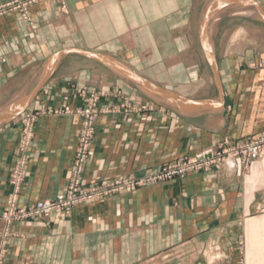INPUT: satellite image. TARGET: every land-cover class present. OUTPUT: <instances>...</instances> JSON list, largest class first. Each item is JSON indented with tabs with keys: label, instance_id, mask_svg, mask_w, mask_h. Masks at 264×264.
Instances as JSON below:
<instances>
[{
	"label": "crops",
	"instance_id": "obj_1",
	"mask_svg": "<svg viewBox=\"0 0 264 264\" xmlns=\"http://www.w3.org/2000/svg\"><path fill=\"white\" fill-rule=\"evenodd\" d=\"M63 3L39 1L29 20L18 12L0 17V211L13 189L26 112L63 103L74 110L38 117L18 204L54 197L65 186L82 89L100 93L101 105H147L98 117L87 182L143 177L219 138L233 143L264 129V0ZM192 69L209 70L211 84L202 87L213 84L216 92L179 91ZM138 78L179 97H161ZM235 165L149 183L68 215L15 222L3 264H264V209H257L264 190ZM2 233L0 219V248Z\"/></svg>",
	"mask_w": 264,
	"mask_h": 264
},
{
	"label": "built area",
	"instance_id": "obj_2",
	"mask_svg": "<svg viewBox=\"0 0 264 264\" xmlns=\"http://www.w3.org/2000/svg\"><path fill=\"white\" fill-rule=\"evenodd\" d=\"M39 1L42 0H0V17L10 12H18L24 19L29 20V7ZM59 1L64 5L63 0ZM100 97V93L91 91L88 94L87 105L83 109L77 110L83 117V125L77 136L75 154L65 186L54 197H46L28 204H18V193L23 169L26 165L27 156L25 151L31 143L33 128L38 117L45 113H58L61 111L67 113L71 112L72 109L68 106H64L63 109L55 107L39 108L26 112L20 117L21 137L19 144L21 154L15 160L10 174V183L13 189L7 195L6 204L0 211V219L3 222L0 264H3L9 238L13 235L11 225L15 222L29 218H44L56 212L68 215L78 206L129 191L147 183L182 180L187 175L204 172L213 166L229 161H232L234 165L238 160L246 164L257 159L264 149V130L233 143H230L225 136L200 148L193 155H181L173 161L164 162L156 171L143 177L122 175L87 182L83 177V171L93 138V126L98 114L96 104ZM102 110L108 111L110 109L104 107Z\"/></svg>",
	"mask_w": 264,
	"mask_h": 264
},
{
	"label": "rangeland",
	"instance_id": "obj_3",
	"mask_svg": "<svg viewBox=\"0 0 264 264\" xmlns=\"http://www.w3.org/2000/svg\"><path fill=\"white\" fill-rule=\"evenodd\" d=\"M258 64L261 65V66H264V62H262V61L260 63H258ZM195 70L196 69L190 70V73L188 74L187 77L190 76L193 79L188 81L189 84L181 85L180 87H178L179 88V91L184 92V93H187L189 95H200V94L204 95V94L215 93L216 92V88H215V86L213 84L211 86H209L208 89H204L202 87V85H203V83H205V81H207V83H210L211 84V79H212L211 72L209 70H207V71H198V70L195 71ZM158 72H159V78H163L164 77L165 79H167V81L170 80L167 74L162 75V72L161 71H158ZM176 78L177 79L185 80L186 75H184V74H182V75L181 74H178V75H176ZM172 81H173V79H172ZM78 92H79V95L85 97L84 106L81 107V108L75 109V111L81 117V126H82L83 125V117H82V115L77 110L83 109L87 105L88 94H90V92L86 91L85 89L79 90ZM122 105H124V106L122 107ZM64 106H68V105H66V104L63 103L60 108L63 109ZM96 107L98 108V114H97V117H96V121H97L98 117L100 115H102V114H109V113L110 114L111 113H131V112H137V111H141V110L147 109L146 108L147 107L146 104H143V105H133V104H131L129 102H126V101H120V102H114V103L110 102V103H107L106 105H101L100 104V98L97 101ZM104 107L109 108L110 110H108V111L102 110V109H104ZM44 108H52V107L45 106ZM150 109H151V107H150ZM72 111H74V110H72ZM58 113L66 114L63 111L58 112ZM67 113H70V112H67ZM96 121L94 123L93 128H95ZM93 134H94V132H93ZM236 164H237V169L235 171H238L239 170V173L240 174H248V173L255 174L256 175L255 177H256L257 187H260L262 190H264V149L261 152V154L258 156L257 159H254L252 161H249L246 164L245 163H242L240 160H238V162ZM128 175L134 176L133 174H128ZM120 176H122V175H120ZM147 184H149V183H147ZM140 187H142V186H140ZM137 188H139V187H137ZM134 189H136V188H134ZM262 200H263L262 205L258 206L257 209H264V198ZM241 260H240V264L243 263V261H241Z\"/></svg>",
	"mask_w": 264,
	"mask_h": 264
},
{
	"label": "water",
	"instance_id": "obj_4",
	"mask_svg": "<svg viewBox=\"0 0 264 264\" xmlns=\"http://www.w3.org/2000/svg\"><path fill=\"white\" fill-rule=\"evenodd\" d=\"M138 80L146 83L149 87L153 88L161 97H167V96H170V97L172 96V97H176V98L179 97L178 94H175L173 92L164 90V89H162V88H160V87H158L156 85H153L152 83L146 82V81H144V80H142L140 78H138Z\"/></svg>",
	"mask_w": 264,
	"mask_h": 264
}]
</instances>
